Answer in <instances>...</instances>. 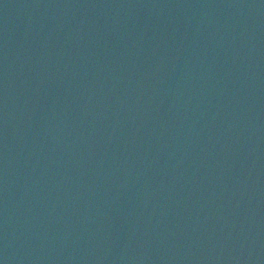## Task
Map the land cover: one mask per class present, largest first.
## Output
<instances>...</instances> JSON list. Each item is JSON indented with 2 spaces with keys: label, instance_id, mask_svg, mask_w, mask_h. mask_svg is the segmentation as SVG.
<instances>
[{
  "label": "water",
  "instance_id": "obj_1",
  "mask_svg": "<svg viewBox=\"0 0 264 264\" xmlns=\"http://www.w3.org/2000/svg\"><path fill=\"white\" fill-rule=\"evenodd\" d=\"M0 264H264V0H0Z\"/></svg>",
  "mask_w": 264,
  "mask_h": 264
}]
</instances>
